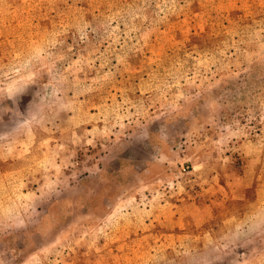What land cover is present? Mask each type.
<instances>
[{
  "label": "rangeland",
  "instance_id": "374dc122",
  "mask_svg": "<svg viewBox=\"0 0 264 264\" xmlns=\"http://www.w3.org/2000/svg\"><path fill=\"white\" fill-rule=\"evenodd\" d=\"M0 264H264V0H0Z\"/></svg>",
  "mask_w": 264,
  "mask_h": 264
}]
</instances>
